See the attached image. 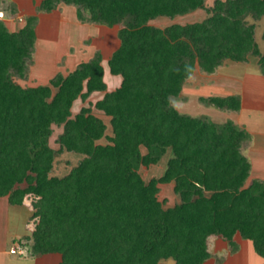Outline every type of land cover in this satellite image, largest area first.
<instances>
[{
    "label": "trees",
    "instance_id": "1",
    "mask_svg": "<svg viewBox=\"0 0 264 264\" xmlns=\"http://www.w3.org/2000/svg\"><path fill=\"white\" fill-rule=\"evenodd\" d=\"M206 3L41 0L38 14L65 4L76 7L83 23L119 28L120 46L108 66L122 84L112 92L100 51L48 85L22 87L15 79H27L34 64L39 18L27 17L18 32L0 20V198L17 206L34 198L31 220L37 224L26 237L33 256L59 254L60 264H206L210 239L223 240L235 253L239 236L264 259V182L246 185L252 164L242 148L250 134L232 120L219 124L175 107L197 68L213 74L226 61L255 57L264 76L255 24L264 18V0ZM197 10L208 17L150 25ZM97 92L104 97L74 116L75 102ZM200 102L222 111L242 107L239 95ZM94 110L110 118L112 135ZM54 126L63 129L58 150L50 144ZM169 151L164 174L146 182L133 159L149 168ZM64 152L83 159L66 176H53ZM170 183L180 203L164 209L160 185Z\"/></svg>",
    "mask_w": 264,
    "mask_h": 264
},
{
    "label": "rangeland",
    "instance_id": "2",
    "mask_svg": "<svg viewBox=\"0 0 264 264\" xmlns=\"http://www.w3.org/2000/svg\"><path fill=\"white\" fill-rule=\"evenodd\" d=\"M215 0H207V7H212L214 5ZM67 6V7H66ZM37 0H35L34 5L30 6V10L32 14L36 12L38 18L42 17V27L40 29L39 37V50L34 53V64L33 73L29 75L28 78L21 81L16 79L22 87L25 88H34L37 87L39 83V75L35 70L40 69L43 74H46L44 77H48L50 75H57V73L62 72L66 73L64 68L68 67L71 70L70 61L73 63L85 62L87 59L93 57L95 52L101 51L105 57H109L112 47H115V44H119L118 34L114 30H119L118 27L115 29H111L109 27L92 24V23H83L79 22L75 17V13L77 14V9L74 6H69L65 4H61L58 9L52 13H40L37 12ZM74 9V10H73ZM8 13L15 20H18V16H16V8L9 4ZM35 16V15H34ZM3 14L0 13V18H3ZM208 17V13L206 10H197L187 15L178 16L175 19H170L168 17H160L156 20L150 22V25L165 28L173 24H190L195 22L203 21ZM6 18V17H5ZM11 18V17H10ZM251 23H254L252 19H249ZM21 21V19H20ZM39 22V21H38ZM81 24V25H80ZM256 24V38L257 42L260 46L261 51L264 50V40L262 38L264 33V18L260 21L255 22ZM83 25V26H82ZM39 26V24H38ZM38 29V27H37ZM39 59V67L36 66V61ZM251 62L249 66L245 63H236L232 61H228V68L232 70V74L230 78L232 80H228L225 83L222 82V88L217 90L213 88V84L209 85V83L201 85L199 88H196L190 93H187V99L179 100L175 102V107L179 106L181 111L188 110L190 115L196 117H209L214 122L217 121L219 124L226 123L229 119L225 116V114H229L225 111H221L215 107H210L202 104L200 102V97H220V95H227L229 93H235V91L239 89H243L245 93L246 99V112L245 113H253L254 115L264 116V109L259 110V106H262V101L257 103V100L254 102L253 98H264V76L261 73L259 65L257 63V58L250 57ZM31 66V67H32ZM31 69V68H30ZM69 71V70H67ZM246 79V87L242 85V81ZM245 81V80H244ZM258 83H255V82ZM198 82H201L199 80ZM255 83V84H254ZM55 92V91H54ZM86 106L88 102H85ZM79 105H82L79 102ZM180 105H183L184 108H181ZM264 106V105H263ZM219 114V115H218ZM104 116V115H103ZM255 117V116H254ZM258 117V116H256ZM254 119V118H253ZM108 125V135H112V129L109 123V119L104 117ZM252 124L254 128H262L264 124L260 122L258 118L252 120ZM62 133V128L54 126V134L51 137L50 144L51 146L58 150L59 144L57 143L58 136ZM100 143L107 144L108 141L103 139ZM243 152L247 151L246 144L243 146ZM148 153L146 148L141 149V155L144 156ZM172 153L169 151L167 154L162 156L160 162L157 165L150 166L149 168L143 166L141 159H133V163L135 168L141 173L142 177L146 182H149L154 177H161L165 170L167 169V165L169 159L171 158ZM83 159V157L76 153L64 152L60 156L57 157L54 171L52 173L53 176L63 177L70 173V171L78 165V163ZM159 201L162 202L164 209H169L180 203V198L175 194L174 191V183L170 184H161L160 185V193L158 195ZM33 197H28L25 199L26 206L30 207L33 212ZM23 217L27 219L28 211L26 209H22ZM30 227L24 226V234H32L37 224L36 220L29 221ZM28 225V224H27ZM32 230V232H30ZM28 235V236H30ZM26 236V237H28ZM26 237L23 238L22 247L26 250L25 256H31V242H28ZM219 238H212L209 242L210 251L214 252L215 245L217 241H220ZM246 253L248 255V263L249 264H257L258 260L264 262L263 258H261L254 250L253 245L250 241H246L245 244ZM230 251V250H229ZM219 257L218 261H222L225 259L222 255L224 252L218 251ZM59 259L61 256L56 254ZM46 261V259H43ZM219 262V263H220ZM52 264V263H50ZM167 264H174L173 261H168Z\"/></svg>",
    "mask_w": 264,
    "mask_h": 264
},
{
    "label": "crops",
    "instance_id": "3",
    "mask_svg": "<svg viewBox=\"0 0 264 264\" xmlns=\"http://www.w3.org/2000/svg\"><path fill=\"white\" fill-rule=\"evenodd\" d=\"M34 2L35 0H0V13H2L4 16L3 18H0V20L5 23V25L11 32H18L25 26L27 17L36 15V12H33L35 14H32L30 10V6H33ZM40 3H41V0H37V6H39ZM9 4H12L16 8V16L19 17L17 18L18 20H15L12 16L9 15L7 11ZM42 17L43 16L40 15L39 22H38L39 26L37 25L38 29L36 27V33H37L36 51L37 49L39 50V42H40L39 33L42 27L41 25L43 24ZM75 17L77 18L76 13H75ZM77 21H79L78 18L76 22ZM115 28L116 27L111 28V29H115ZM115 31L118 34V29L114 30V32ZM119 46H120V40H119V44L117 45L115 44V47H112L109 57H105L103 53L100 51L103 56L102 64L104 67V80L107 84L108 92H112L116 90L122 84V77L112 75L110 72L109 66H108L109 59L111 58L113 53L119 48ZM91 58L87 59L85 62L89 61ZM249 61L245 63L248 66L251 63ZM38 62H39V59H37L36 61V66L38 65L39 67ZM81 63H83L81 62V60L75 63L70 61V64L72 65L71 70L70 68L66 67L64 68L66 72L65 74L62 72H59V73L63 74L64 76H67L70 72H73L78 67V65ZM257 63H258V60H257ZM227 64H228V61H226L224 65L219 67L216 70V72L213 74H206L202 72L200 68H197L194 74L184 84L180 98L182 100L187 99V95H186L187 93L192 92L196 88H199L201 85L203 86V84L205 83H209V85L213 84L214 85L213 88L220 90L222 88V82L225 83L228 80H232V78H230L232 74V70L228 68ZM33 67L34 66H32L30 69L31 71L30 75L33 73V70H32ZM35 72H38V75H39V83L37 84V86L48 85L50 83V80L56 76L55 74V75H50L48 77L43 78L46 74H43V72L40 69L35 70L34 73ZM41 76L43 77L41 78ZM243 79L245 81L243 80L241 83L244 87H246V83H245L246 79L245 78ZM18 80L23 81L22 79H18ZM199 80H201V82H198ZM16 82L20 84L18 81ZM258 82L256 81L255 83H258ZM54 91L56 92L55 89ZM245 93L246 92L243 89H239L235 91V93H229L227 95H220V97H227L230 95H239L242 99L241 110L239 112L225 111L229 113V114H225V116L229 120H232L238 126L244 128L251 136L250 141L246 143L247 151L245 152L246 157L249 159V161L252 164L251 175L246 184L247 186H249L254 180L264 182V127L254 128L252 124V120H254L255 118H258L260 122L264 124V116L254 115L255 116L254 117L253 113H245L246 112ZM104 95L105 93H102V92L94 93L92 94V96L89 98L87 102L88 103L91 102L95 104L97 101L101 100L104 97ZM211 97H215V96H211ZM204 98H208V97H204ZM253 99H254V102L257 100V103H260L262 101V106L261 105L259 106V110L261 109L262 111L264 109V106H263L264 98H253ZM79 102H81L82 105H79ZM85 104L86 103L82 102V100L76 101L72 109L73 115L74 116L77 115L80 112V110L86 106ZM180 106L181 108H184L183 105H180ZM176 108L181 113L190 115V112L188 110L184 109V111H181L179 109V106H176ZM94 111L97 116H99L100 118L104 120V117L106 116H103L102 113L97 112L96 110ZM106 118L109 119V123H110V118L109 117H106ZM104 122L106 123L105 120ZM62 132H63V129H62ZM26 205L27 204L25 203L20 206L10 205L8 197L0 198V264H50V263L60 264L61 259H59L56 254H49V255H44L41 257H35L31 253H30L31 256H25V255L20 256L19 254L11 253V249L17 248L20 245L22 246L21 243L23 241V238L30 235V234H27V235L24 234V226L27 227V229H29L30 227L29 221L31 219L33 212H32V209ZM23 208L26 209V211H28L27 219L23 217L24 216L23 212H21ZM30 232H32V230H30ZM235 240L239 245V250L235 253H232L231 251H229V248L226 242H224L223 240L217 241L215 245V249H214L215 251L214 252L210 251L212 254V258L209 261H207L206 264H249L248 255L246 253V248H245L246 240H242L239 236H237ZM221 250L222 252H224L222 257L223 258L225 257V259H223L220 262L218 261V259L221 258V256L219 257L218 251H221ZM43 259H46V261ZM257 264H264V262L258 260Z\"/></svg>",
    "mask_w": 264,
    "mask_h": 264
},
{
    "label": "built area",
    "instance_id": "4",
    "mask_svg": "<svg viewBox=\"0 0 264 264\" xmlns=\"http://www.w3.org/2000/svg\"><path fill=\"white\" fill-rule=\"evenodd\" d=\"M12 254H19L20 256L26 255V250L20 245L17 248L11 249Z\"/></svg>",
    "mask_w": 264,
    "mask_h": 264
}]
</instances>
